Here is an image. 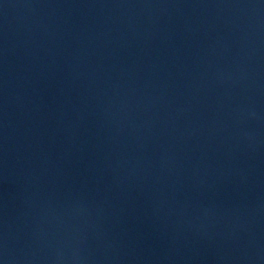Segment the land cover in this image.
Wrapping results in <instances>:
<instances>
[{
	"label": "water",
	"instance_id": "obj_1",
	"mask_svg": "<svg viewBox=\"0 0 264 264\" xmlns=\"http://www.w3.org/2000/svg\"><path fill=\"white\" fill-rule=\"evenodd\" d=\"M0 264H264V0H0Z\"/></svg>",
	"mask_w": 264,
	"mask_h": 264
}]
</instances>
